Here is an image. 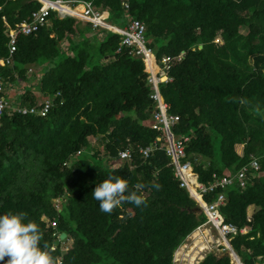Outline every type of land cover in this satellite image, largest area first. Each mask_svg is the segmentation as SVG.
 Returning a JSON list of instances; mask_svg holds the SVG:
<instances>
[{
  "label": "trees",
  "instance_id": "16d2710c",
  "mask_svg": "<svg viewBox=\"0 0 264 264\" xmlns=\"http://www.w3.org/2000/svg\"><path fill=\"white\" fill-rule=\"evenodd\" d=\"M87 1L118 27L139 21L153 58H173L172 80L159 90L179 117L172 134L188 137L186 159L198 181L209 185L213 174L248 168L244 187H217L202 200L210 204L224 193V223L248 227L231 246L244 264H257L264 256V0ZM41 7L39 0H0V58L9 55V33ZM16 45L13 64L0 66L7 100L0 114V213L24 212L36 222L53 264H173L176 249L207 216L160 147L166 140L151 124L155 102L143 56L121 46L119 34L56 11L37 32L19 34ZM37 73L39 82L24 85L12 105L8 86ZM46 101L43 115L18 111ZM154 142L144 156L140 149ZM236 144L244 146L241 155ZM125 150L130 157L121 158ZM113 169L131 190L144 185L147 207L125 202L111 214L99 210L92 191ZM56 232L66 234L58 245ZM198 264L232 263L210 252Z\"/></svg>",
  "mask_w": 264,
  "mask_h": 264
},
{
  "label": "built area",
  "instance_id": "2783aa9c",
  "mask_svg": "<svg viewBox=\"0 0 264 264\" xmlns=\"http://www.w3.org/2000/svg\"><path fill=\"white\" fill-rule=\"evenodd\" d=\"M42 3L41 9L35 10L31 13L27 20L22 21L19 28L13 32H10L8 37V50L9 55L5 58H0V65H6L10 67L13 64V54L17 48V36L19 34L29 35L37 32L48 21V16L51 11H56L59 17H73L78 18L84 22L91 24L93 29H108L114 33L120 35V45L130 48L129 53L134 55L143 56L145 61V71L148 73V83L150 85V98L155 102V109L151 115V124L157 130L164 131L165 143L160 145L164 147L166 154L170 158V165L173 168L175 177L180 181V186L187 189L191 197L198 201L203 209V212L207 216V221L204 224H210V226L218 232L223 240L224 247L217 248L224 252L229 251L232 254V264H244L238 254L231 246V239L237 234H243L247 232L248 227H238L234 224L224 223L223 217L220 215L219 207L224 203V193H219L216 200L210 204L205 203L202 200V195L213 191L217 187L229 186L235 182L239 186L244 187V177L248 171L246 166L242 167L234 175H222L213 174L214 181L209 185H204L198 181V175L194 172L191 162L186 159L185 147L188 141V137L184 136L179 138L174 136L171 132V126L179 120V117L175 114L169 113V105L164 101L160 90L159 84L162 82L171 81L172 78L168 74L169 67L174 62L170 56H162L160 60L153 58V51L147 46L145 40V27L135 21L128 27H118L111 23H108L105 19V13L99 8L94 6L92 1L87 0H39ZM125 7H128L125 4ZM177 60L181 56L176 57ZM31 71V70H30ZM3 91V80L0 76V93ZM7 106V100L3 95H0V114L4 107ZM50 106L49 101L45 102L44 107H19L18 111L23 114L37 113L45 114ZM155 142L152 145L142 147L140 151L144 156H148L149 152L154 149ZM121 158L130 157V152L125 150L120 152ZM250 168H258L256 161L250 162ZM192 189L200 196V200H197L192 194ZM53 227L56 226L55 222H49ZM202 224L201 226H203ZM198 227L199 229L201 228ZM197 228V229H198ZM59 238L60 233L54 234ZM221 252V251H220ZM257 264H264V256L257 258Z\"/></svg>",
  "mask_w": 264,
  "mask_h": 264
},
{
  "label": "clouds",
  "instance_id": "9594fccd",
  "mask_svg": "<svg viewBox=\"0 0 264 264\" xmlns=\"http://www.w3.org/2000/svg\"><path fill=\"white\" fill-rule=\"evenodd\" d=\"M110 171L113 174L97 184L92 191L93 199L99 202L102 213L111 214L125 202L137 208L147 207L144 185L136 184L135 190H131L127 179L116 175L114 169ZM152 187L159 190L161 185L157 183ZM41 238L39 225L28 219L26 213H0V262L3 264H53L49 252L40 246ZM5 257L8 259L5 260Z\"/></svg>",
  "mask_w": 264,
  "mask_h": 264
},
{
  "label": "rangeland",
  "instance_id": "374dc122",
  "mask_svg": "<svg viewBox=\"0 0 264 264\" xmlns=\"http://www.w3.org/2000/svg\"><path fill=\"white\" fill-rule=\"evenodd\" d=\"M246 31H247L246 28H241L242 33H246ZM65 45L66 43L62 46H65ZM30 72L28 73L29 76L31 74ZM32 72L34 73L35 70H33ZM40 77H41V73H37L35 77H31V80L29 83H24V82L21 83L22 81L16 80L13 82L14 84L9 85L8 88H10L11 90L7 88L8 90L7 95L10 97L11 104L14 105L15 102L18 103V100L24 91V85H27V86L35 85L39 82ZM90 141L92 145H95L94 147L95 149H100L101 146L98 143H96L94 138H91ZM243 148H244L243 144H236V151L240 155L243 153ZM227 175H230V174H227ZM196 202L198 206H200L199 202L198 201ZM64 246L65 244H63V247ZM224 246L225 245L223 244V240L221 236L218 234V232L215 231L210 226V224H204L203 226H201L200 229L198 228L197 230H194L192 234L189 235L184 240V242L182 243V246L178 248L177 251H181L182 254L188 253L186 251H188L189 249V254H187L189 255V259H188L189 261H184L182 259L183 261L180 260L178 264H197L200 261H202L204 257L210 252H214L216 254L223 253L224 252L223 249H221L220 250L221 252H220L217 250V248H221Z\"/></svg>",
  "mask_w": 264,
  "mask_h": 264
},
{
  "label": "crops",
  "instance_id": "0c3cea01",
  "mask_svg": "<svg viewBox=\"0 0 264 264\" xmlns=\"http://www.w3.org/2000/svg\"><path fill=\"white\" fill-rule=\"evenodd\" d=\"M253 208L254 207H250V209L249 210H253ZM249 213H251L250 211H249ZM197 230V229H196ZM192 234V233H191ZM190 234V235H191ZM189 236V235H188ZM187 236V237H188ZM184 242V241H183ZM180 246H182V244L180 245ZM180 246L178 247V248H180ZM178 248L176 249V251H175V253H174V258H173V264H178L179 262H180V260L181 261H189L188 259H189V255H187V254H189V249H188V251H186V252H188V253H185V254H182L181 253V251H177L178 250ZM181 257H183V258H181ZM183 259V260H182ZM198 264V263H197Z\"/></svg>",
  "mask_w": 264,
  "mask_h": 264
},
{
  "label": "water",
  "instance_id": "95a60500",
  "mask_svg": "<svg viewBox=\"0 0 264 264\" xmlns=\"http://www.w3.org/2000/svg\"><path fill=\"white\" fill-rule=\"evenodd\" d=\"M200 47H201V45H200ZM197 211H198V212H202V211H203L202 207H201V206H198V207H197ZM65 236H66L65 233H60L59 238L56 239V240L54 241V244H55V245H58L59 242H60L62 239L65 238ZM222 255H225V256H227V257H229V258L232 257V254H231L229 251H226L225 253H222Z\"/></svg>",
  "mask_w": 264,
  "mask_h": 264
},
{
  "label": "bare ground",
  "instance_id": "6f19581e",
  "mask_svg": "<svg viewBox=\"0 0 264 264\" xmlns=\"http://www.w3.org/2000/svg\"><path fill=\"white\" fill-rule=\"evenodd\" d=\"M192 194H193V196H195V198H196L197 200H200V196L195 192L194 189H192Z\"/></svg>",
  "mask_w": 264,
  "mask_h": 264
}]
</instances>
